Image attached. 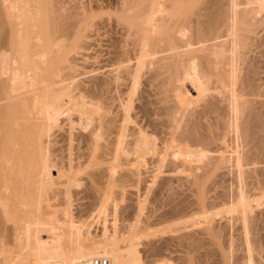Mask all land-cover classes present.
Returning <instances> with one entry per match:
<instances>
[{"label":"bare ground","instance_id":"1","mask_svg":"<svg viewBox=\"0 0 264 264\" xmlns=\"http://www.w3.org/2000/svg\"><path fill=\"white\" fill-rule=\"evenodd\" d=\"M68 1L0 0V235L19 244L2 248L0 264H144L135 236L122 246L107 224L101 235L72 230V197L95 192L100 217L118 207L112 183L140 181L156 162L152 179L189 172L181 178L203 203L205 182L231 171L238 184L223 211L241 226V253L231 239L218 264H264V0H106L87 10ZM109 24L115 36L80 78L83 29ZM212 205L203 213H223ZM214 217L207 227L192 217L211 243L227 236ZM165 260L155 264L176 263Z\"/></svg>","mask_w":264,"mask_h":264},{"label":"rangeland","instance_id":"2","mask_svg":"<svg viewBox=\"0 0 264 264\" xmlns=\"http://www.w3.org/2000/svg\"><path fill=\"white\" fill-rule=\"evenodd\" d=\"M66 1H68V0H66ZM99 1L101 3H99ZM105 1L106 0H103V1L102 0H98V1L97 0H70V2L68 1L67 4L69 7H72V8H73V6H75V8H73V9L77 8L78 10H81V8H82V10H83V8H84V10H87L90 8V6H95L97 4L101 5ZM91 3H92V5H91ZM94 3H97V4L94 5ZM108 10H110V9H108V8L104 9V11H108ZM107 16L108 15H104V18H106ZM87 29L88 28L83 29V38L81 39V40H83V42L81 41L82 44L79 43V45H80L79 49L80 50L79 49L77 50V51H79V54L77 52L75 53V57H76L75 58V65L76 66L78 65L77 68H79V72L83 73L82 75H80V78H85L84 77V74H86L85 72H87L90 69L91 56L95 55L98 51L105 49L106 48L105 43H110V40L113 39L112 36H115L114 28L111 26V24L108 25V28L106 27V29L101 30L100 33L96 32V30H94V31L91 30V32H90V29H89V31ZM104 31L109 32V35H102V34H104ZM86 32L88 35H86ZM62 133H59V134H62ZM228 141H229V143L231 142L230 143V146H231L232 141L230 139ZM228 141H227V143H228ZM227 143L225 144V147L223 148L224 150L226 149V151H228L229 149L230 150L232 149L231 148L232 146L231 147L228 146L229 144H227ZM154 163H155V161H154ZM170 163L172 164V162H170ZM155 164L154 165L150 164L149 166L152 165V167H153V166H155ZM149 166H146L143 168L144 171H143V174L141 176L142 179L140 178V181H135L137 179H135V180L132 179L133 181H131L129 179L130 181H127L129 183H127L125 181L124 182L118 181V182L112 183L110 185L111 188L114 187V189H115L114 191H113V189L111 190V195H112L111 198H112V200H114L115 203L118 204V207L111 208L112 207L111 206L108 209L107 213H105V214L103 213V215H101L100 217L96 216V218H95V215H97L96 214L97 208L95 209L94 203H96L97 199H98V195L95 192L81 193V195L83 194L82 196L81 195H75L74 197H72V199L74 198L73 200L75 203V208L73 210V217H72L74 224H72V225H74L75 227L72 226V228H71V225L69 227L76 232L78 228H81V226L83 227V225H85L84 226L85 229L83 227L82 231H84V230L86 231L87 228L89 227V229L91 230V232L94 235H96V234L101 235L102 231H103L102 225L107 224V226L109 225L108 228H109V232L111 234H113L114 231H115V233H117L116 237H119L118 240L120 241V244L122 246H125V243L126 244L129 243L128 242V240H130L129 238H131L132 236H135L137 239L135 240V243L133 244V249L137 253L138 257L140 259H142L144 264H155V262L161 263L162 260L164 262L165 259H168L169 263L176 262L173 264H199V263L200 264H212L213 262H215L213 264H218L219 261H220L219 263H221V257H222V254L224 253V252L222 253V251L225 250V253L227 252L226 253L227 255H228V253H230V249H231L230 245L231 244H229V243L231 242V239L234 240V242H236V243L233 242L235 244V249L237 250V248H239L238 247L239 246V240L238 239H239V237H241L240 235L243 234V233L240 234V232H242L241 231L242 229L240 228L241 229L240 230L239 227H241V226H240L239 222L236 220V218L235 219L233 218L232 214H226L223 211V209L229 205V201L231 199H232L231 201H233L232 196L235 193V189H236L235 187H237L236 184H238V183H234V178L232 176L233 173L230 171V169H229V171H230L229 173H228V171H226L228 169H221V172H217V174L215 176H213L214 178H212V181L210 179V180H207L205 182L204 186L206 185V187H207L209 184H211L208 187H211V186L212 187L210 189L208 188V191L206 194V196L209 200L205 199V202L203 203L201 201L200 193L195 191L196 189H193V188H195V186L193 188H191L192 183L188 182L189 178L187 179V181L185 179L181 178V177H184L187 174H189V172H187V174L183 172L182 173L183 175H181V173H178L181 171L180 168H182V167L179 168L180 171L178 169L177 170L175 169L176 170V172L174 174L175 176L173 175L174 172L170 175L168 173H167L168 174L167 175L165 172H164V175L162 173H160L159 176H161V175H163V176L162 177L158 176V177L154 178L156 180V182H155V181H153L154 179L151 178L152 176L150 177V174L152 175L154 173V172H151V171H154V168H151ZM157 166L158 165H156V167ZM156 167H155V170L157 169ZM166 167H168V168L170 167L169 170L170 169L173 170L175 168L173 164L171 166L167 165V166L163 167V169L165 171L167 170ZM222 170H224V171H222ZM157 171L158 170H156L155 173H157ZM222 172H224V173H222ZM246 176H248V177H246ZM246 176H245L246 178H249V174L248 175L246 174ZM250 180H251V178H249V180L248 179L245 180V183H247L249 181L247 186H249ZM84 181H86V180H84ZM150 181H152L154 183H152ZM164 181L166 183H164ZM210 181L213 184L210 183ZM235 182H237V180H235ZM132 183H135V184L133 185ZM184 183H185V185H184ZM189 183L191 186L189 185ZM170 184H172V185H170ZM233 184L236 186H234ZM146 186H147V188H146ZM204 186H203L204 190L207 189ZM159 187L160 188L163 187V188H161L163 190H161ZM148 188H150V189H148ZM147 190H148V192H147ZM138 193L140 195H138ZM195 193L196 194L198 193V194L196 195ZM204 195H205V191H204ZM198 196H199V198H198ZM226 200H227V202H226ZM139 201H141V202H139ZM206 201L209 202V204H208L209 206L211 204H213V205L216 204L217 208H219V209L221 208V212L216 208L217 211H219V213H222V212L223 213L221 215L220 214L219 215L211 214V215H214L216 217L211 216L210 214L205 213V212L203 213V210L204 209L207 210V208L209 207L208 206L206 208L207 203H208ZM137 202H139V203H137ZM140 203H143V204H140ZM196 203H198V205ZM140 205L142 208L141 211L138 210V208H140ZM199 208H201L199 211H201L203 215L204 214L210 215V216L204 215V216H206L205 221L200 220L199 217H202L201 214L197 215ZM210 208H211V206H210ZM213 208H214V206H213ZM213 208H212L213 213L217 212V211L214 212ZM258 208L256 209V211L259 214L261 211L260 215H262V217H264V206H262L261 208L260 207H258ZM182 211H184L186 213L183 212L184 213L183 214ZM212 211H211V213H212ZM175 212H177L176 216L174 214ZM191 212H193L194 215L193 214L191 215ZM201 212H199V213H201ZM181 213L183 215L186 214L187 217H186V215L183 216ZM178 216L180 218L177 219L176 217H178ZM182 217H184V218H182ZM192 217L194 219L202 221L201 223L200 222L199 223L200 224L204 223V225H205V226L203 225L204 227L208 226V222L210 221L209 219H211L210 217H214L216 219V220L214 219L216 221V222H214V225H215V223H217L219 225V227H217V224L215 226L217 228H220L221 229L220 232H222L221 234L222 235L224 234L225 236L227 235L226 237H228V239L226 237H225L226 239L225 238L223 239V237L221 236V238L215 242V243L219 242L218 245L215 244L214 242H213L214 244L211 243L212 242L210 240L211 236L209 234L205 235L204 232H203L204 234L200 233L201 229H203L204 227L202 228V226L196 220L195 221L199 225L196 224V222L194 223ZM207 217H209V219ZM190 219H191V221H190ZM203 219H204V217H203ZM178 220L179 221L184 220L186 223L189 221V223L186 224L184 221L179 222ZM214 220H212V224H213ZM8 224H9V226H8L9 229L15 228L14 222H11V223L9 222ZM179 224H182V226ZM189 224H190V227H192V228L189 227ZM79 225H80V227H79ZM174 225H176L177 227ZM178 225H179V227H178ZM177 228H179V229L176 230ZM222 228H224V229H222ZM173 229H174V231H173ZM197 231H199V232H197ZM7 232H2L0 235V238H1V240H0V255L4 251V250L2 251V248L4 249V246L7 248L8 245H11L10 247H8L6 249L7 251L5 250L6 252L4 251L5 254H8V251H11V249L13 247H16V248H14V253L16 252V250L18 251V249H19L18 248L19 244L16 241L14 233H12V236H14V238L10 235V232H9L10 236L8 235L9 238L11 237L14 239V240L12 239V241H10L11 238L9 239L7 237H4V236H6L5 233H7ZM11 232H13V231H11ZM189 232L191 235H193V233L195 234L193 236L194 238L192 237L193 240H191L192 238L189 239V240H191V242L190 241L187 242L188 239H186V237H187L186 235H188ZM184 233H186V234H184ZM182 234H184V235H182ZM207 235H208V237H207ZM43 236L46 237V235H43ZM172 237H174L175 239H173ZM204 237H206V238H204ZM242 237H243V235H242ZM212 238L213 237H211V239ZM8 239L11 242V244L8 242L9 244L6 243L7 244L6 245L5 242H7ZM195 240H196V242H194L195 244H193L192 241H195ZM222 241L223 242L225 241L226 244H224ZM14 243H16V245H18V246H16ZM184 243H185V245H184ZM222 245H223V247H222ZM189 246H191V247L194 246V247L190 249V248H188ZM224 246L225 247L228 246V248L225 249ZM216 248H217V250H216ZM237 251H239V250H237ZM239 252L241 253V251H239ZM207 253H208V255H207ZM215 253H216V255H215ZM218 253H219L220 258L218 256ZM235 253H236V251H234V254ZM236 254H238V252ZM236 254H235V256H236ZM3 255H4V253H3ZM182 255H183V257H182ZM156 259L158 261H156ZM204 260H206V261L204 262ZM215 260H217V262ZM234 260L235 259H233V261Z\"/></svg>","mask_w":264,"mask_h":264},{"label":"built area","instance_id":"3","mask_svg":"<svg viewBox=\"0 0 264 264\" xmlns=\"http://www.w3.org/2000/svg\"><path fill=\"white\" fill-rule=\"evenodd\" d=\"M79 264H110V260L107 257H95L90 261L84 260Z\"/></svg>","mask_w":264,"mask_h":264}]
</instances>
